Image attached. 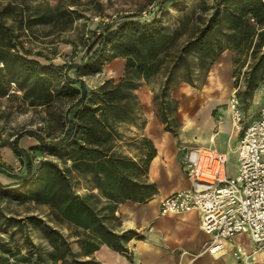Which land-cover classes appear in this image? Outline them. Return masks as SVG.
<instances>
[{
	"label": "trees",
	"instance_id": "16d2710c",
	"mask_svg": "<svg viewBox=\"0 0 264 264\" xmlns=\"http://www.w3.org/2000/svg\"><path fill=\"white\" fill-rule=\"evenodd\" d=\"M182 1L170 0L172 5H179ZM40 21L44 23L48 19L43 16ZM157 22V18L151 22L138 19L123 22L114 29L107 28L96 36L82 62L61 66L28 58L30 52L24 47H21L23 54L19 53L15 50L17 42L13 41L12 31L0 23V38L7 40L0 46V70L4 67L15 68L21 74V83H25V94H36L40 105L49 106L60 99L75 102L69 107L70 117L65 118L63 135L57 140L47 142L37 132H26L37 139L38 144H34L36 149L66 151L69 166L62 168L56 162H43L45 166L42 168L45 170L40 179L45 189H40V184L34 179L37 174L33 173V159L27 150L19 146V138H16L13 151L25 164L26 173L13 175L19 184L4 185L0 182V200L4 197H24L25 190L35 185V190L31 189L33 199L51 207L60 223L72 224L82 231L75 234L80 253H75L64 235L49 225L44 227L49 239L48 248L31 242L27 252L22 253L20 248L8 250L0 240V264H100L93 254L101 245L106 244L114 250L129 253L126 243L132 238H140V233L133 229L116 232L107 218L118 220L120 204L126 201L145 204L157 193L154 182L147 179L139 182L127 172L129 166L137 164L135 161L113 151L114 140L119 135L115 129L116 124L131 121L141 107L136 90L142 81L148 82L160 71L171 53L177 30L167 34ZM218 29L221 30V37L212 34ZM193 35L176 56L165 80L163 99L167 98L170 75L179 60H187L189 55L196 52L203 64L204 61L209 62V69L223 52L224 46H217L223 40L226 44L231 43V47L225 48H231L234 53L242 46L250 51L249 60L245 62L249 70L242 73L246 81L245 95L250 96L264 80V1L216 0L206 24L198 27ZM110 45L113 47L111 60L116 57L125 60L124 72L119 79L107 78L98 87L89 88L82 78L69 74L71 69L77 73L83 72L84 75L98 72ZM237 62L234 57L233 64ZM59 73H62V81ZM233 77L238 81L235 71ZM162 103L165 105V100ZM159 110L162 114L157 115L165 125V130L178 135V130L168 126L169 115L165 107H159ZM144 138L147 145L144 161L146 178L156 148L148 137ZM71 169H85L93 175L96 189L108 201L105 208L109 211L108 216L90 203L94 197L92 194L82 196L75 191L68 174ZM0 173L8 175L5 168H0Z\"/></svg>",
	"mask_w": 264,
	"mask_h": 264
},
{
	"label": "rangeland",
	"instance_id": "374dc122",
	"mask_svg": "<svg viewBox=\"0 0 264 264\" xmlns=\"http://www.w3.org/2000/svg\"><path fill=\"white\" fill-rule=\"evenodd\" d=\"M215 4L216 0H184L179 5H172L170 0H0V23L12 31L13 41L17 42L15 50L19 53L23 54L21 47H24L30 52V55H26L28 58L58 66L82 62L85 53L93 46L96 36L107 28H116L123 22L138 19L151 22L157 18L158 26L163 27L167 34L177 30L175 41L173 40L170 48L171 53L160 71L148 82L142 81L136 90L141 104L138 113L131 121L118 123L115 128L119 135L118 139L114 140L113 151L135 161L137 164L129 166L126 170L132 178L145 182L144 161L147 145L142 131L148 118L147 111L162 114L159 107H165L169 115L168 126L179 130L182 147L190 144L189 137L198 129V126H192L191 131L188 129V121L194 119L195 115L201 120L203 111L215 116L217 108L226 109L227 98L229 99L238 85L240 89L237 95L245 111L252 104L257 90L264 86L263 80L250 96L244 94L246 81L243 74L249 70L245 62L249 60L250 51H246L247 47L242 46L234 53L231 48H225L231 47V43L226 44L223 40L217 44L224 46L223 52L209 69V62L204 61L203 64L196 52L189 55L187 60H179L170 75L167 98L163 99L165 80L177 54L182 46L194 37L197 28L206 24ZM43 16L48 22L40 21ZM223 27L227 28L226 25ZM218 30L212 34L221 37V30ZM6 42V39L0 38V46ZM112 48V45L108 46L98 72L84 75L83 72L77 73L71 69L69 74L82 78L89 88L98 87L99 82L109 78L112 73ZM234 57L238 62L233 64L231 69L230 60ZM234 71L238 81L233 77ZM59 74L62 81V73ZM21 79V74L13 67L0 70V168H5L8 174L0 173V182L4 185L19 184V180L13 175L26 173L25 164L13 151L15 139L19 138V146L27 150L33 159V173L37 174L34 176L36 183L40 184V189H45L40 179L45 170L42 168L45 166L43 162L52 161L62 168H67L70 164L67 162V152L36 149L34 144H38L37 139L26 132H37L47 142L57 140L63 135L65 118L70 117L69 107L75 102L60 99L49 106L40 105L36 94H25V83H21ZM164 100L165 105L162 103ZM260 108H264V105L262 104L258 111ZM71 170L68 174L75 191L82 196L92 194L94 197L90 199V203L101 209L103 215L108 216L109 211L105 209L108 201L96 189L93 175L85 169ZM35 188L36 186L32 185L26 189L24 197H4L0 200V240L8 250L20 248L22 253L27 252L31 242L48 248L49 239L44 227L49 225L64 235L75 253H80L75 237L80 230L72 224L60 223L51 207L33 199L31 189ZM120 221L121 219L107 218L111 226L119 224ZM241 238L245 242L250 241L245 235Z\"/></svg>",
	"mask_w": 264,
	"mask_h": 264
},
{
	"label": "crops",
	"instance_id": "0c3cea01",
	"mask_svg": "<svg viewBox=\"0 0 264 264\" xmlns=\"http://www.w3.org/2000/svg\"><path fill=\"white\" fill-rule=\"evenodd\" d=\"M230 62L233 69V59ZM111 63L112 73L109 72L108 77L117 80L123 75L125 60L116 57ZM263 99L264 86L257 90L252 104L245 111L239 98L245 123L256 118L258 108L264 105ZM216 110L218 112L215 116L203 111L201 120L195 115L194 119L188 121L189 131L197 126L198 129L189 137L190 144L186 146L204 145L226 152L229 156L228 172L235 175L238 169L237 148L241 135L233 127L228 106L226 109L220 107ZM147 115L142 132L152 141L156 155L148 166L146 179L156 184L157 193L148 203L126 201L118 207L121 221L112 225V228L116 232L133 229L140 233V238H132L126 243L129 253L114 250L103 244L94 252V259L100 264H239L232 254L234 242L240 239L239 237L227 242L222 252L213 255L206 251L210 235L202 229L198 212L167 216L159 214L162 198L190 187L183 169L182 150L186 146L181 147L179 134L165 130V125L157 114L147 111ZM219 115L223 116L221 123L217 120ZM196 122L198 123L195 124Z\"/></svg>",
	"mask_w": 264,
	"mask_h": 264
},
{
	"label": "built area",
	"instance_id": "2783aa9c",
	"mask_svg": "<svg viewBox=\"0 0 264 264\" xmlns=\"http://www.w3.org/2000/svg\"><path fill=\"white\" fill-rule=\"evenodd\" d=\"M239 89L240 85L235 87L228 100L233 127L241 135L237 173L229 174L226 152L204 145L184 147L183 169L190 187L162 198L159 214L196 211L202 229L210 235L207 252L219 254L227 242L239 237L232 250L237 262L264 264V108L245 123ZM222 119V115L217 117L219 123ZM243 235L250 241L245 242Z\"/></svg>",
	"mask_w": 264,
	"mask_h": 264
},
{
	"label": "bare ground",
	"instance_id": "6f19581e",
	"mask_svg": "<svg viewBox=\"0 0 264 264\" xmlns=\"http://www.w3.org/2000/svg\"><path fill=\"white\" fill-rule=\"evenodd\" d=\"M221 56H222V55H221ZM221 56H220V57H221ZM221 58H222V57H221ZM224 58H225V56H224ZM228 58H229V57H228ZM217 59H218V58H217ZM220 60H221V59H220ZM224 61H225V60H224ZM228 61H229V60H228ZM217 62H218V61H217ZM226 66H227V65H226ZM229 66H230V65H229ZM216 67H217V66H216ZM224 68H225V67H224ZM224 68H223V70H225ZM213 69H214V68H213ZM216 70H217V68H216ZM223 70H221V71L224 72ZM213 72H214V71H213ZM222 72H221V73H222ZM213 75H214V74H213ZM212 77H213V76H212ZM220 77H221V76H220ZM229 77H230V75H229ZM217 78H218V77H217ZM221 78H222V77H221ZM218 79H219V78H218ZM222 80H223V79H222ZM211 82H212V81H211ZM220 83H221V82H220ZM222 83H223V82H222ZM196 98H197V97H196ZM199 99H200V98H199ZM233 129H234V128H233ZM154 167H155V166H154Z\"/></svg>",
	"mask_w": 264,
	"mask_h": 264
}]
</instances>
